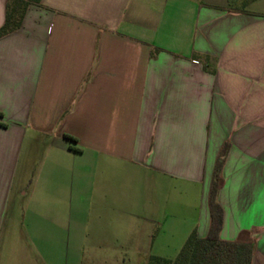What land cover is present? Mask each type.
Wrapping results in <instances>:
<instances>
[{"label":"crops","instance_id":"1","mask_svg":"<svg viewBox=\"0 0 264 264\" xmlns=\"http://www.w3.org/2000/svg\"><path fill=\"white\" fill-rule=\"evenodd\" d=\"M236 5L30 4L0 38V264L205 237L226 143L221 237L264 264V0Z\"/></svg>","mask_w":264,"mask_h":264},{"label":"trees","instance_id":"2","mask_svg":"<svg viewBox=\"0 0 264 264\" xmlns=\"http://www.w3.org/2000/svg\"><path fill=\"white\" fill-rule=\"evenodd\" d=\"M233 2V0H230ZM40 3V0H36ZM29 0H9L6 8V20L0 28V38L21 28L30 6ZM0 116H2L0 114ZM66 138L75 140L70 136ZM230 150L226 143L217 158L212 182L208 193L210 226L205 237L194 230L175 259L158 256L150 258V264H253L255 245L251 237L242 233L237 239L228 241L221 237L224 225V209L218 200V193L224 186L223 170Z\"/></svg>","mask_w":264,"mask_h":264},{"label":"rangeland","instance_id":"3","mask_svg":"<svg viewBox=\"0 0 264 264\" xmlns=\"http://www.w3.org/2000/svg\"><path fill=\"white\" fill-rule=\"evenodd\" d=\"M31 3L36 0H29ZM250 0H236L237 9H242L245 4ZM174 222H169L171 226ZM173 231V230H172ZM171 230L167 231L166 235H161L155 238L156 242L152 245L146 243H135L127 248H118V252L111 253H85L83 254L82 264H150V258L152 256L163 257L167 259H175L185 242L190 235H175ZM156 233V232H155ZM137 239V238H136ZM61 253L57 254V260L55 264H73V254ZM97 258H105L106 263L100 261H94Z\"/></svg>","mask_w":264,"mask_h":264}]
</instances>
